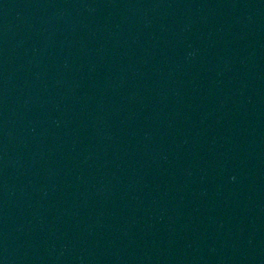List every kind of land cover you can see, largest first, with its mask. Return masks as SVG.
I'll return each mask as SVG.
<instances>
[{
    "label": "water",
    "instance_id": "obj_1",
    "mask_svg": "<svg viewBox=\"0 0 264 264\" xmlns=\"http://www.w3.org/2000/svg\"><path fill=\"white\" fill-rule=\"evenodd\" d=\"M0 264H264V0H0Z\"/></svg>",
    "mask_w": 264,
    "mask_h": 264
}]
</instances>
